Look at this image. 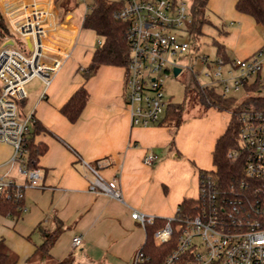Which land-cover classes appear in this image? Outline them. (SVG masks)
I'll list each match as a JSON object with an SVG mask.
<instances>
[{"label": "crops", "instance_id": "0c3cea01", "mask_svg": "<svg viewBox=\"0 0 264 264\" xmlns=\"http://www.w3.org/2000/svg\"><path fill=\"white\" fill-rule=\"evenodd\" d=\"M5 1L15 6L14 0ZM5 1L0 0V8L10 28ZM35 1L49 11L44 42L67 56L49 84L34 78L44 85L42 96L26 89V98L19 104L22 113L31 114L45 128L35 136V142L45 146L37 162L40 187L24 190L26 210L19 216L0 214V238L17 255L16 264H27L43 240L37 224L49 230L61 226L47 258L40 256L36 264L65 258L74 264H131L145 239L144 227L131 212L168 218L184 197L194 198L198 172L212 168L214 144L230 113L209 107L206 116L186 118L174 127L164 122L131 125L124 102L125 67L102 64L84 76L101 41L93 30L82 27L87 11L77 0L70 7L66 3L57 7L54 0ZM220 38L217 41L225 47L227 36ZM260 45L245 51L244 57ZM80 86L87 90L88 100L71 122L59 109ZM27 97L32 99L30 104ZM12 152L9 144L0 142V177L23 184L26 178L17 164L10 163ZM148 152L154 155L150 165L143 162ZM101 158L109 160L101 173L117 179L122 201L88 190L90 174L79 159L95 163ZM75 234L82 236L79 246L72 245Z\"/></svg>", "mask_w": 264, "mask_h": 264}, {"label": "built area", "instance_id": "2783aa9c", "mask_svg": "<svg viewBox=\"0 0 264 264\" xmlns=\"http://www.w3.org/2000/svg\"><path fill=\"white\" fill-rule=\"evenodd\" d=\"M15 6L5 1V14L12 35L3 37L0 46V142L12 147L10 163L17 164L26 178L23 184L0 177V197H12L25 211L24 190L40 187L39 169L28 158L26 134L31 114L19 111L26 98V84L39 78L49 84L67 52L49 48L44 42L49 11L35 0H16ZM117 17L127 22L125 39L130 47L125 66L124 102L134 126L158 124L169 100L165 80L173 74L181 54L196 45L188 26L192 22L190 4L184 0H122ZM14 37L21 40V47ZM101 41H98L100 43ZM208 83L221 86L222 96L254 85L264 93V43L243 58L216 56L210 60L201 56ZM180 71V72H181ZM247 92H245L246 95ZM238 146L227 151L230 159H240L239 173L226 183L215 176V167L198 172L197 195L189 211L177 207L173 216L154 232L155 243L168 242L174 232L176 245L161 264H264V111L244 110L238 116ZM90 174L88 190L103 193L122 201L115 177L106 178L101 168L108 158L90 163L79 159ZM154 160L148 152L143 162ZM131 217L142 226L154 216L133 210ZM72 245L82 244L75 234ZM144 259L141 250L134 254L131 264Z\"/></svg>", "mask_w": 264, "mask_h": 264}, {"label": "trees", "instance_id": "16d2710c", "mask_svg": "<svg viewBox=\"0 0 264 264\" xmlns=\"http://www.w3.org/2000/svg\"><path fill=\"white\" fill-rule=\"evenodd\" d=\"M57 2V0H55ZM68 2V0H65ZM122 5V0H92L89 10L84 14L82 19V27L91 29L101 42L96 45L93 50L87 71L84 73L88 77L98 66L102 64L126 66L129 61L130 47L125 39L127 22L120 20L117 13ZM208 0H191L190 12L192 22L188 26L191 38L195 41L201 37L202 25L209 23L206 18L208 8ZM234 7L238 12L251 16L257 23L264 25V0H235ZM12 35L8 23L0 8V39L5 36ZM216 48L217 56L227 59L228 55L223 44L217 40L213 41ZM189 70V69H188ZM254 85L245 86V97L237 102L234 96H222L214 88L203 86L196 78V73L189 70L187 74V82L185 92L193 90L200 102L206 107H214L220 111L230 113L227 126L222 134H220L214 144L212 151V164L215 167V176L222 183L228 182L239 173L240 159H230L227 157V151L238 146L239 119L238 116L244 110L264 111V93L256 92ZM88 100V92L83 87H78L68 100L60 107L59 111L71 122H74L80 115ZM184 110L183 102H168L163 118L160 123H179L182 112ZM45 128L32 116L30 126L26 134V145L28 148V158L37 167L39 156L45 151V146L39 142H35V136ZM205 170V169H204ZM199 170V172L204 171ZM194 201L190 197H184L178 205L181 210L189 211L193 208ZM20 202L12 197H0V214L17 217L20 215ZM166 218L154 217L151 223H145V239L139 250L144 255V259L138 264H161L164 258L171 252L176 245V233L171 239L164 244H156L154 240V232L164 226ZM43 235L41 243L36 245L34 254L48 256L51 244L57 238L61 226H57L54 230L43 228L37 224ZM33 254V255H34ZM32 255V256H33ZM17 255L12 252L0 238V264H16ZM53 264H74L70 258L57 260ZM177 264H186L180 259Z\"/></svg>", "mask_w": 264, "mask_h": 264}, {"label": "rangeland", "instance_id": "374dc122", "mask_svg": "<svg viewBox=\"0 0 264 264\" xmlns=\"http://www.w3.org/2000/svg\"><path fill=\"white\" fill-rule=\"evenodd\" d=\"M5 1V0H3ZM16 0H14V3ZM54 0L56 6L61 3H66L68 7L78 4L80 7L84 8L86 11L89 10L92 0ZM113 1V0H109ZM186 4H190L191 0H184ZM206 18L209 23L202 25V32L204 33L201 37L195 40L196 45L191 47L188 52L181 54L176 63L183 67L182 71L176 76L170 75L166 78L164 88L166 97L170 102H183L184 110L182 112L180 121L186 118H196L204 117L207 114L208 107L204 106L196 93L193 90H188L185 92L187 74L189 70L196 73V78L200 83H208L209 78L205 75L208 69L203 68L201 64V56L207 55L210 60H214L217 56L216 48L213 44L214 40L221 39L223 35L227 36L225 47L227 49V55L232 58L244 57L245 51L253 48L257 43H264V25L257 23L251 16L240 15L239 12L234 7L233 0H211L210 6L206 11ZM16 44L19 48L21 46V40L18 37H14ZM2 45V40L0 39V46ZM189 69V70H188ZM42 85L37 79H33L31 82L27 83L25 88L28 93L36 94L40 93L42 96L44 90ZM214 87L217 91H221L220 85H215ZM35 88V89H34ZM42 89V90H40ZM33 90V91H32ZM233 96L240 102L245 97V92L239 90L233 92ZM30 98L27 97L26 102L30 104ZM28 107V106H27ZM24 110L21 105H19V111ZM25 111V110H24ZM179 121V122H180ZM175 123L172 125L174 127ZM41 254L35 255V257L30 260L27 264H36L40 259ZM47 258L46 256H44ZM46 259L44 264H52Z\"/></svg>", "mask_w": 264, "mask_h": 264}, {"label": "water", "instance_id": "95a60500", "mask_svg": "<svg viewBox=\"0 0 264 264\" xmlns=\"http://www.w3.org/2000/svg\"><path fill=\"white\" fill-rule=\"evenodd\" d=\"M181 71V68L178 66H175L173 69V74L176 76Z\"/></svg>", "mask_w": 264, "mask_h": 264}]
</instances>
